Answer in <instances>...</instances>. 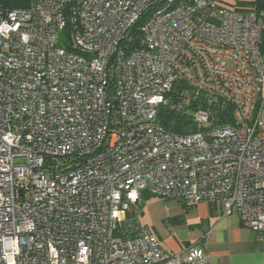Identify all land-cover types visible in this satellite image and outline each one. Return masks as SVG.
I'll list each match as a JSON object with an SVG mask.
<instances>
[{
  "label": "built area",
  "instance_id": "obj_1",
  "mask_svg": "<svg viewBox=\"0 0 264 264\" xmlns=\"http://www.w3.org/2000/svg\"><path fill=\"white\" fill-rule=\"evenodd\" d=\"M232 1L0 7V264H211L134 227L145 192L264 243V0Z\"/></svg>",
  "mask_w": 264,
  "mask_h": 264
},
{
  "label": "crops",
  "instance_id": "obj_2",
  "mask_svg": "<svg viewBox=\"0 0 264 264\" xmlns=\"http://www.w3.org/2000/svg\"><path fill=\"white\" fill-rule=\"evenodd\" d=\"M261 47L264 56V36ZM185 209L177 202L162 199L144 205L142 215L148 211L154 221V233L168 251L181 252L209 232L207 253L211 264H264L263 241L235 214L225 216L221 203L203 202Z\"/></svg>",
  "mask_w": 264,
  "mask_h": 264
},
{
  "label": "trees",
  "instance_id": "obj_3",
  "mask_svg": "<svg viewBox=\"0 0 264 264\" xmlns=\"http://www.w3.org/2000/svg\"><path fill=\"white\" fill-rule=\"evenodd\" d=\"M0 7L4 8L6 10L27 9L29 7V0H0ZM232 8L236 9L234 7H232ZM147 16H148V14H145L137 22V24H136V26H135V28L133 29V32H132V35L134 37L137 38L139 36V32H140L139 28L143 25V23L145 22ZM136 46H137V40H136ZM162 118H163L164 125L168 129H170L172 131H175L177 133H183L181 128L179 127V125L181 123L185 122V121H183L179 116H176V115H173V114H163ZM172 123H176V125L173 127ZM185 123H187V122H185ZM188 123H190V122L188 121ZM146 197H149V195L146 196ZM184 208H186V207H184Z\"/></svg>",
  "mask_w": 264,
  "mask_h": 264
},
{
  "label": "rangeland",
  "instance_id": "obj_4",
  "mask_svg": "<svg viewBox=\"0 0 264 264\" xmlns=\"http://www.w3.org/2000/svg\"><path fill=\"white\" fill-rule=\"evenodd\" d=\"M227 1H230V2H233L232 0H227ZM149 197H146L148 196ZM160 198H157V197H154V196H151L150 194L146 193L143 195V198H142V202L140 203V205L138 207H136L134 209V227H139V228H145V229H148V230H151L153 233H154V221L153 219L151 218L150 214L147 213L145 214V216L142 215V210L144 208V205L148 202V201H152V200H159ZM189 209H193V208H186L185 211L189 210ZM151 228V229H150ZM155 234V233H154ZM155 236L157 237V235L155 234ZM158 238V237H157ZM159 239V238H158Z\"/></svg>",
  "mask_w": 264,
  "mask_h": 264
},
{
  "label": "water",
  "instance_id": "obj_5",
  "mask_svg": "<svg viewBox=\"0 0 264 264\" xmlns=\"http://www.w3.org/2000/svg\"><path fill=\"white\" fill-rule=\"evenodd\" d=\"M47 164H50V163L47 162Z\"/></svg>",
  "mask_w": 264,
  "mask_h": 264
}]
</instances>
